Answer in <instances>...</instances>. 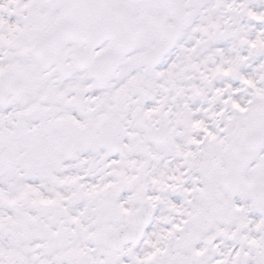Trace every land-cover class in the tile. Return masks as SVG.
Instances as JSON below:
<instances>
[{
    "label": "snow or ice",
    "instance_id": "1",
    "mask_svg": "<svg viewBox=\"0 0 264 264\" xmlns=\"http://www.w3.org/2000/svg\"><path fill=\"white\" fill-rule=\"evenodd\" d=\"M0 264H264V0H0Z\"/></svg>",
    "mask_w": 264,
    "mask_h": 264
}]
</instances>
